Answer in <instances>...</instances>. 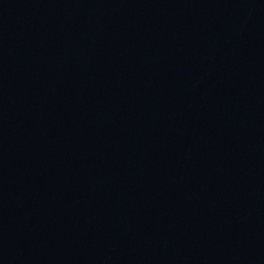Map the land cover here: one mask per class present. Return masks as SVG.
I'll list each match as a JSON object with an SVG mask.
<instances>
[{
    "label": "water",
    "instance_id": "water-1",
    "mask_svg": "<svg viewBox=\"0 0 264 264\" xmlns=\"http://www.w3.org/2000/svg\"><path fill=\"white\" fill-rule=\"evenodd\" d=\"M0 264H264V0H0Z\"/></svg>",
    "mask_w": 264,
    "mask_h": 264
}]
</instances>
